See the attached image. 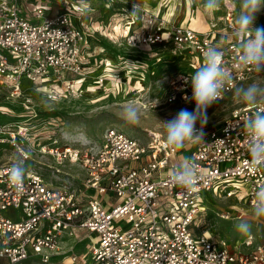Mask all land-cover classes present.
I'll list each match as a JSON object with an SVG mask.
<instances>
[{
    "label": "built area",
    "instance_id": "1",
    "mask_svg": "<svg viewBox=\"0 0 264 264\" xmlns=\"http://www.w3.org/2000/svg\"><path fill=\"white\" fill-rule=\"evenodd\" d=\"M89 5V0H0V81L13 95H24L26 110L34 101L23 92L25 83L37 85V91L45 87L46 98L54 100L71 94L97 70L90 44L99 30L96 21L87 22ZM226 6L225 31L214 22L204 31L173 23L141 5L138 17L125 15L114 28L123 39L121 46L163 47L170 62L181 64L167 77L168 103L192 101L190 77L202 66L204 51L219 48L223 67L233 77L222 101L261 74L237 64L234 7ZM118 57L123 65L126 58L135 59L141 64L136 69L143 68L141 58ZM165 57L162 53L151 59L149 70L157 68L153 74L164 71L157 63ZM113 60L109 56L101 61L104 69L97 75L96 86L105 91L116 68ZM258 107L235 109L187 154L167 148L161 134L150 133L141 141L116 128H109L98 146H62L58 139L41 145L42 153L86 172L72 180L28 167L32 149L22 144H33V127L12 118L0 121V264H264V241L257 235L248 233L231 243L207 227L209 194L253 207L256 193L264 188V167L249 170L244 129L245 119ZM10 148L20 158L1 156ZM186 158L198 166L191 190L171 175ZM16 161L25 167L20 191L9 180ZM220 217L228 220L231 213L223 211ZM86 241L87 251L78 253Z\"/></svg>",
    "mask_w": 264,
    "mask_h": 264
},
{
    "label": "rangeland",
    "instance_id": "2",
    "mask_svg": "<svg viewBox=\"0 0 264 264\" xmlns=\"http://www.w3.org/2000/svg\"><path fill=\"white\" fill-rule=\"evenodd\" d=\"M37 1L43 4L63 2V0ZM145 1L152 9L157 10L160 17L167 13L169 9L174 8V15L172 14L173 17L171 16L170 20L188 23L202 31L209 28V24L212 22L218 23L220 29L226 27L223 18L227 15L226 5L229 2L234 7V21L241 10V0H223L221 7L215 12L205 11L203 0ZM133 2L134 0L90 1L91 5L86 10L87 22L93 25L92 22L96 21L94 27L99 30V32H95L90 44V49L94 55L92 65L97 70H93L95 72L90 74L92 78L81 83L71 94L48 100L45 95V87H40L37 91L35 89L37 85L33 86L31 83H25L23 92L30 94V98L34 101L33 108L26 110L23 104L24 95H13L11 88L0 81V121H7L12 118L20 121L21 124H28L33 127L34 140L31 139L33 144H28L29 142L22 144L23 147L32 149L28 167L42 171L50 177L58 175L71 180L75 177L81 179L86 175V172L80 165L69 160L59 163L52 155L39 151L41 145L50 146L51 142L58 139V143L62 146H98L103 143L104 136L109 128H116L141 141H147L149 134L153 132L165 137L166 133L161 123L172 119L181 109L194 110L195 104L192 101L168 103L165 99L168 88L166 87L167 77L176 73L181 65L170 62V52L164 51L165 48L163 47L142 50L130 48L124 44L121 46L123 39L118 36L119 34L115 31L114 26L123 23L125 15H128L132 10ZM136 3L139 4L141 1L136 0ZM253 26L264 28V7L256 14ZM162 53L163 55L166 54L167 57L162 62H158L157 65H163L164 71L160 70L157 74H153L152 70L157 68H153V66L149 70L152 64L151 59ZM119 55L141 58L144 63L143 68L136 69L141 64L137 63L135 59L126 58L123 65L124 60L119 58ZM109 56L114 58L113 64L116 68L108 76V90L105 91L96 86V80L97 75L102 73L104 69L101 67V61ZM253 83L264 87V72L242 83L239 87L246 88ZM129 102H133L139 110V122L136 124L126 123L122 118L123 109ZM244 106H247V104L241 103L236 98L235 91L229 94L225 100L214 103L207 109L208 122L204 126V133L219 127L235 109ZM196 127L199 128L200 125L197 124ZM192 145L190 144L181 151L187 154ZM1 156L8 160L9 158H20V154L12 148L4 153L1 152ZM58 170L60 172H57ZM209 195L211 199L209 198L207 201L209 207L207 227L212 233L231 243L237 242L245 234L238 231L236 225L241 221H246L250 225L249 233L257 235L258 238L264 241V218H255L252 214V207L235 204L231 199H224L217 194ZM223 211L231 213L230 219L226 220L220 217V213ZM240 214L242 217H239ZM87 242L79 245L78 253L87 251Z\"/></svg>",
    "mask_w": 264,
    "mask_h": 264
},
{
    "label": "clouds",
    "instance_id": "3",
    "mask_svg": "<svg viewBox=\"0 0 264 264\" xmlns=\"http://www.w3.org/2000/svg\"><path fill=\"white\" fill-rule=\"evenodd\" d=\"M222 2L223 0H203V8L207 12H215ZM262 7L264 0H241V10L235 18L233 29V36L239 46L237 64L250 67L258 73L264 72V28H254L253 23ZM140 12L141 7L134 0L129 15L138 17ZM203 57L202 66L190 77L194 110L181 109L172 119L161 123L166 133L165 146L174 151L203 140V129L208 122L207 109L222 99L226 85L233 79L230 72L223 67V53L219 48L208 47ZM235 96L241 103L259 105L244 121L251 157L249 170L255 172L264 167V87L257 83L246 88L238 87L235 89ZM122 118L129 124L139 122V110L133 102L124 107ZM197 124L200 125L199 128L196 127ZM197 167L194 160L186 158L172 170V178L179 186L191 190L197 179ZM24 176L23 163H13L9 169V180L17 191L23 189ZM252 205L253 216L257 219L264 218V188L256 193ZM236 227L243 234L250 232V225L246 221L239 222Z\"/></svg>",
    "mask_w": 264,
    "mask_h": 264
},
{
    "label": "crops",
    "instance_id": "4",
    "mask_svg": "<svg viewBox=\"0 0 264 264\" xmlns=\"http://www.w3.org/2000/svg\"><path fill=\"white\" fill-rule=\"evenodd\" d=\"M90 1H94V0H89V3H90ZM141 1V3H139L142 7H145V8H148V9H150L152 12H154V13H156V14H158L157 13V10L155 11L154 9H152L150 6H149V4L147 3V1H145V0H140ZM90 5H91V3H90ZM170 12V9H169V11L167 12V13H164L162 16L164 17V18H166L168 21H171V22H176V23H178L177 21H174V20H170V15H168L167 16V14ZM159 15V14H158ZM182 23H184V22H182Z\"/></svg>",
    "mask_w": 264,
    "mask_h": 264
},
{
    "label": "bare ground",
    "instance_id": "5",
    "mask_svg": "<svg viewBox=\"0 0 264 264\" xmlns=\"http://www.w3.org/2000/svg\"><path fill=\"white\" fill-rule=\"evenodd\" d=\"M228 2H229V1H228ZM229 4H230V6L232 5L230 2H229ZM173 9H174V8H171V9H170V12L167 14V16L170 15V17H171V16L173 17V15H174ZM172 14H173V15H172ZM137 103H139V102H137ZM140 103H141V102H140ZM139 107H140V106H139Z\"/></svg>",
    "mask_w": 264,
    "mask_h": 264
}]
</instances>
